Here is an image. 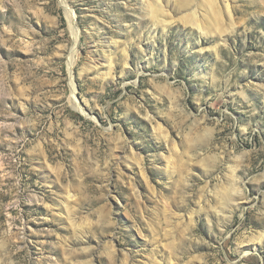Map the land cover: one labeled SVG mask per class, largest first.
Returning <instances> with one entry per match:
<instances>
[{"label": "rangeland", "instance_id": "obj_1", "mask_svg": "<svg viewBox=\"0 0 264 264\" xmlns=\"http://www.w3.org/2000/svg\"><path fill=\"white\" fill-rule=\"evenodd\" d=\"M0 264H264V0H0Z\"/></svg>", "mask_w": 264, "mask_h": 264}, {"label": "bare ground", "instance_id": "obj_2", "mask_svg": "<svg viewBox=\"0 0 264 264\" xmlns=\"http://www.w3.org/2000/svg\"><path fill=\"white\" fill-rule=\"evenodd\" d=\"M69 13V12H68ZM67 13V14H68ZM77 40H78V37H77V35H75V43L77 42ZM75 48V47H74ZM70 59V58H69ZM69 64V67H72L73 66V58H71V60H70V62L68 63ZM73 91V90H72ZM73 97V96H72ZM72 97H71V99H72ZM72 101H73V99H72ZM77 110H79V111H81L82 113H84L83 112V110L80 108V107H78L77 108Z\"/></svg>", "mask_w": 264, "mask_h": 264}]
</instances>
